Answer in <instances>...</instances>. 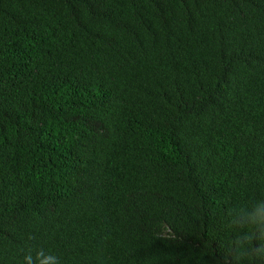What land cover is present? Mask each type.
Wrapping results in <instances>:
<instances>
[{
	"label": "trees",
	"instance_id": "obj_1",
	"mask_svg": "<svg viewBox=\"0 0 264 264\" xmlns=\"http://www.w3.org/2000/svg\"><path fill=\"white\" fill-rule=\"evenodd\" d=\"M52 254L264 264V0H0V264Z\"/></svg>",
	"mask_w": 264,
	"mask_h": 264
},
{
	"label": "clouds",
	"instance_id": "obj_2",
	"mask_svg": "<svg viewBox=\"0 0 264 264\" xmlns=\"http://www.w3.org/2000/svg\"><path fill=\"white\" fill-rule=\"evenodd\" d=\"M42 254L43 253L38 251L37 258H39V256ZM24 259L27 262V264H32V256L26 255ZM39 264H60V262L57 260V256L52 254V255L45 256L44 259L39 261Z\"/></svg>",
	"mask_w": 264,
	"mask_h": 264
}]
</instances>
